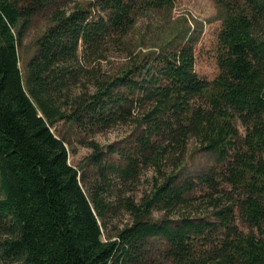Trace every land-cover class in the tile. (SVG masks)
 Returning a JSON list of instances; mask_svg holds the SVG:
<instances>
[{"label":"trees","instance_id":"16d2710c","mask_svg":"<svg viewBox=\"0 0 264 264\" xmlns=\"http://www.w3.org/2000/svg\"><path fill=\"white\" fill-rule=\"evenodd\" d=\"M215 3L219 72L208 80L195 42L130 49L138 19L174 0H0V264H144L153 241L170 264H264V0ZM39 14L48 24L23 71ZM113 50L126 60L115 72ZM59 122L91 136L132 128L127 147L109 148L123 164L85 142L88 193ZM191 141L212 164L183 177ZM145 170L138 202L115 196L112 182ZM120 209L132 223L103 240L101 221Z\"/></svg>","mask_w":264,"mask_h":264},{"label":"rangeland","instance_id":"374dc122","mask_svg":"<svg viewBox=\"0 0 264 264\" xmlns=\"http://www.w3.org/2000/svg\"><path fill=\"white\" fill-rule=\"evenodd\" d=\"M86 7L95 3V0H73ZM69 3V6H72ZM47 20L39 14L35 17L33 25L29 28L23 44L20 48L21 68L24 71L28 60L33 57L37 51L35 47L36 40L41 36L47 26ZM222 27L215 0H174V6L171 13L167 12H149L142 15L129 36L130 49H135L141 54L151 52V50L161 49L167 43L176 44L195 42L196 72L200 77L212 80L218 74L217 67V49L218 34ZM126 63L125 57H121L117 51L110 53V58L105 62V68L111 72L117 71ZM53 132L62 138L67 144L69 150V162L77 168L80 175L85 176V181L81 184L88 193L87 186L96 180V172L91 162L87 159L93 153V150L85 146V142H96L107 155L109 162L122 163L118 155L110 153L109 148L115 147L117 150L129 145L127 138L130 136L132 128L126 125H119L113 129L96 133L91 136L87 132H82L76 127L65 122H59L52 127ZM194 141L190 142L187 161L184 167L183 177L196 175L205 170L212 164L211 157L206 153L196 151ZM107 162V161H106ZM152 170L141 172L140 181L137 183L114 181L112 182V192L115 196H121L126 200L132 198L139 201L145 192L151 187ZM162 214L157 213L156 218ZM132 223L131 216L120 209L116 215L110 214L106 221L102 222L103 240L108 236H116L119 230ZM151 245L154 250L150 253L148 260L144 264H170L162 254L159 253L161 243L153 241Z\"/></svg>","mask_w":264,"mask_h":264}]
</instances>
